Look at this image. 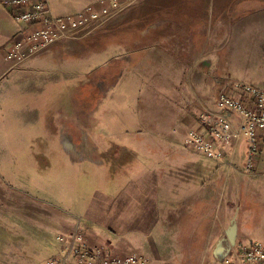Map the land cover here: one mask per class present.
<instances>
[{"label": "rangeland", "instance_id": "1", "mask_svg": "<svg viewBox=\"0 0 264 264\" xmlns=\"http://www.w3.org/2000/svg\"><path fill=\"white\" fill-rule=\"evenodd\" d=\"M49 1L60 14L91 2ZM140 4L116 31L123 38L126 31L142 29L130 43L109 45L114 31L108 32L107 22L93 37L65 48L63 56L34 62L41 50L0 76V192L23 196L43 210L56 211L51 204L74 211L62 197L107 193L108 183L134 158L127 150L140 152L136 134L155 128L148 124L151 118L182 114L181 107L188 112L199 99L215 108L225 78L200 83L199 72L221 67L264 89V0H136L128 9ZM18 30L0 3V41L18 38ZM7 45L0 48V62ZM162 127L178 125L172 119ZM63 134L89 138L97 153L71 156L64 151ZM238 153L242 162L244 137ZM254 189L264 196V183ZM255 219V234L248 239L264 244V216L260 223ZM42 223L37 218L33 229L28 221L18 224L34 235ZM45 255H32L28 264Z\"/></svg>", "mask_w": 264, "mask_h": 264}, {"label": "crops", "instance_id": "2", "mask_svg": "<svg viewBox=\"0 0 264 264\" xmlns=\"http://www.w3.org/2000/svg\"><path fill=\"white\" fill-rule=\"evenodd\" d=\"M97 1L91 0L90 3ZM48 2L55 15L75 13L87 5L60 14ZM141 5L108 21V32L114 31L109 34V45L122 40L127 44L141 36L142 29L126 31L123 38L116 33L126 15L132 11L139 12ZM55 6L59 10V6ZM6 9L11 15V10ZM93 33L57 40L40 54L37 52L39 56L34 62L63 56L65 48L93 37ZM14 36L7 37L3 43L0 41V48L8 44L6 51ZM4 55L5 52L1 57L0 76L13 66ZM205 72L197 74L198 82H206L204 78L212 82L214 77H221L225 78L224 84L227 79L238 78L233 77V71L221 67L215 72L206 68ZM201 105L214 108L199 99L197 105L191 106L194 108L187 109L188 112L181 107L182 114L164 112L151 118L148 124L155 128L136 134L140 152L127 150L133 152L130 158H134L128 162L123 174L113 177L108 183L110 190L107 193L62 197L73 205L74 211L49 204L66 215L43 210L23 196H8L1 190L0 264H28L31 256L41 251L46 255L36 262L32 261V264L56 255L62 246L56 236L68 235L75 220L73 214L81 217L88 241L108 246L111 251L123 256L131 253L142 255L147 259L145 264H219L231 243L246 240L255 234L251 218L255 217V221L260 223V218L264 216V196L254 191L256 184L264 183V150L258 159V172L247 174L242 169L244 160L238 161V152L235 165L228 168L225 159H209L187 147L184 139L189 129L198 126ZM172 119L177 128L162 127L165 121ZM62 143L64 151L71 156L81 158L83 152L97 153L89 138L77 140L72 135L63 134ZM37 218L43 223L37 226L34 235L18 224L28 221L33 229ZM3 223H11L10 230ZM53 234L55 237L51 239ZM25 247L30 253L25 252Z\"/></svg>", "mask_w": 264, "mask_h": 264}, {"label": "built area", "instance_id": "3", "mask_svg": "<svg viewBox=\"0 0 264 264\" xmlns=\"http://www.w3.org/2000/svg\"><path fill=\"white\" fill-rule=\"evenodd\" d=\"M11 10L19 25L18 38L5 51L7 61L20 60L37 53L60 39L79 38L102 28L124 12L136 0H98L83 9L55 15L48 0H0ZM215 108L201 105L198 126L188 130L184 144L213 160L235 165L241 138L245 157L242 169L256 174L260 153L264 150V89L241 80L229 79L217 88ZM68 235L58 234L61 248L56 255L37 264H145L147 259L135 253L120 255L105 245L90 242L80 216ZM219 264H264V244L257 239L231 243Z\"/></svg>", "mask_w": 264, "mask_h": 264}]
</instances>
